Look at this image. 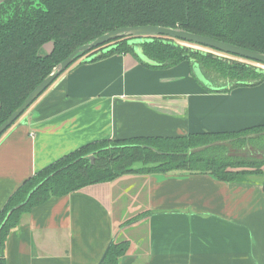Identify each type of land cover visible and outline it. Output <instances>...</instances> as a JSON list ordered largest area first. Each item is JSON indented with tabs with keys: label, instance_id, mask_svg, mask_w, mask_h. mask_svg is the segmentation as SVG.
<instances>
[{
	"label": "crops",
	"instance_id": "crops-1",
	"mask_svg": "<svg viewBox=\"0 0 264 264\" xmlns=\"http://www.w3.org/2000/svg\"><path fill=\"white\" fill-rule=\"evenodd\" d=\"M195 66L148 68L121 54L67 71L0 141V213L27 180L94 142L264 125V84L222 92L230 85L201 83ZM21 222L8 235L7 264H101L114 241L130 243L119 264H264L255 181L125 175L51 198Z\"/></svg>",
	"mask_w": 264,
	"mask_h": 264
},
{
	"label": "trees",
	"instance_id": "trees-1",
	"mask_svg": "<svg viewBox=\"0 0 264 264\" xmlns=\"http://www.w3.org/2000/svg\"><path fill=\"white\" fill-rule=\"evenodd\" d=\"M150 25L181 28L264 54V0L15 1L0 10V126L77 48L120 28ZM133 39L120 38L82 54L51 86L77 64L121 54L134 56L148 68L166 69L183 62L197 64L209 82L230 85L222 92L264 84L263 70L189 50L178 44L181 40L167 37H151L149 43L140 45L143 55L156 63L147 65L129 45ZM50 42L54 43L53 51L41 56V50ZM239 149L264 152V125L242 132L108 140L86 145L35 174L7 201L0 213V264H7L5 248L10 232L21 225L25 214L51 198L130 174L182 172L208 175L223 183L249 182L244 178L254 173L238 169L264 166V159L245 161L229 156L232 150ZM258 173L264 176L263 172ZM260 184L264 187V182ZM130 249L128 241L112 242L101 264H119Z\"/></svg>",
	"mask_w": 264,
	"mask_h": 264
},
{
	"label": "water",
	"instance_id": "water-1",
	"mask_svg": "<svg viewBox=\"0 0 264 264\" xmlns=\"http://www.w3.org/2000/svg\"><path fill=\"white\" fill-rule=\"evenodd\" d=\"M7 0H0V6ZM151 37H167L172 40H181L193 45L203 46L208 49H213L217 52L232 55L237 58H242L250 62H257L264 65V54L258 51H251L243 47H238L227 42H222L215 38L205 37L199 34H192L181 28L173 29L168 27L159 26H135L120 28L117 31L106 33L105 35L95 39L90 44L77 48L74 53H72L66 60L62 62L58 67H56L52 74L47 77L41 84L35 87L34 91L28 96V98L23 102V104L10 115L3 125L0 126V137L13 126L14 123L18 122L20 117L26 113L29 109L33 107L35 101H37L44 93H46L49 87L66 71L76 59L84 53L90 52L93 49L105 46L120 38H134L130 41L129 45L135 50V53L139 56L140 60L147 65H156L152 60H149L145 55H143L140 45L149 43ZM195 77L205 85H209L206 80L201 68L195 66L194 71ZM94 163V158L91 159Z\"/></svg>",
	"mask_w": 264,
	"mask_h": 264
},
{
	"label": "rangeland",
	"instance_id": "rangeland-1",
	"mask_svg": "<svg viewBox=\"0 0 264 264\" xmlns=\"http://www.w3.org/2000/svg\"><path fill=\"white\" fill-rule=\"evenodd\" d=\"M178 44L181 45L182 47H185V48L192 50V51L196 50V51L204 53V54L213 55L222 61L226 60L228 62H235L238 64L241 63V64L247 65L249 67H252L254 69L257 68V69L264 71V65L257 63V62H250V61H247V60L242 59V58H237V57H234L232 55L223 54V53L217 52L213 49H208V48H205L203 46L196 45V44L193 45V44H190V43H187L184 41H180V42H178ZM53 48H54V43H52V42L48 43L46 45V47H44L41 50V52H40L41 56L44 57V56L49 55L53 51ZM263 153L264 152L259 151V149H257V150H255V149H242V150L239 149V150H234V151L232 150L229 153V156L238 157V159L245 160V161H260V162H262L264 159ZM238 171H240V172L245 171L248 173L249 172L254 173L253 175L246 176L247 178H244V179H247L248 181H255V182H260V183L264 182L263 174L258 173V171L264 173V166L261 164L257 167H252V166L244 167L243 166V168L238 169ZM180 173H182V172H180ZM255 173H258V174H255ZM130 175H135V174H130ZM263 189H264V187H263ZM122 238H125L124 235H122L120 237L121 241H122Z\"/></svg>",
	"mask_w": 264,
	"mask_h": 264
},
{
	"label": "flooded vegetation",
	"instance_id": "flooded-vegetation-1",
	"mask_svg": "<svg viewBox=\"0 0 264 264\" xmlns=\"http://www.w3.org/2000/svg\"><path fill=\"white\" fill-rule=\"evenodd\" d=\"M15 1H19V0H7V1H5L4 3L1 4V6H0V10H1V8H2L3 6H6L7 4L9 5V3H13V2H15ZM21 1H30V0H21ZM32 1H36V0H32ZM6 9H7V7H6Z\"/></svg>",
	"mask_w": 264,
	"mask_h": 264
}]
</instances>
